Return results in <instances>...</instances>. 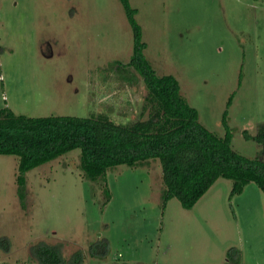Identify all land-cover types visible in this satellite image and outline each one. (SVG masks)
<instances>
[{
    "label": "rangeland",
    "instance_id": "obj_1",
    "mask_svg": "<svg viewBox=\"0 0 264 264\" xmlns=\"http://www.w3.org/2000/svg\"><path fill=\"white\" fill-rule=\"evenodd\" d=\"M130 3L157 73L174 75L201 123L220 136L227 111L232 147L264 160L263 145L245 136L264 123V0ZM133 48L121 0H0V108L147 118L142 77L129 83L109 66L130 61ZM80 154L30 170L24 205L19 157L0 154V264H42L32 252L40 242L60 245L65 261L81 249L82 264H264V192L256 182L232 196L234 181L220 177L192 208L176 197L164 206L162 166L153 159L109 169L106 203ZM102 240L107 255H90Z\"/></svg>",
    "mask_w": 264,
    "mask_h": 264
},
{
    "label": "trees",
    "instance_id": "obj_2",
    "mask_svg": "<svg viewBox=\"0 0 264 264\" xmlns=\"http://www.w3.org/2000/svg\"><path fill=\"white\" fill-rule=\"evenodd\" d=\"M134 35L133 55L128 62L115 61L110 69L129 83L141 76L147 88L143 112L147 118L118 123L106 114L90 116L18 114L9 106L0 108V154L19 157L18 195L25 204L27 173L47 162L80 149V168L84 176L104 188L106 203L111 198L107 171L121 164L142 166L158 159L162 166L164 206L171 197L192 208L220 178L234 181L231 195L241 193L250 182L264 192V160L248 157L232 147V129L226 111L224 136L207 128L199 119L198 109L181 92L179 80L172 74L159 75L145 54L142 26L137 8L130 0H121ZM232 97L229 100L231 103ZM264 149V123L253 136ZM92 256H106V240L90 245ZM42 264H82L84 252L76 250L65 261L60 245L40 242L32 247ZM236 249L229 251L233 260Z\"/></svg>",
    "mask_w": 264,
    "mask_h": 264
}]
</instances>
